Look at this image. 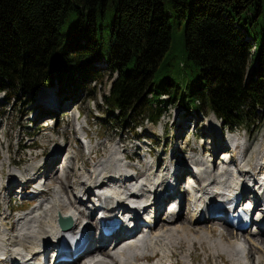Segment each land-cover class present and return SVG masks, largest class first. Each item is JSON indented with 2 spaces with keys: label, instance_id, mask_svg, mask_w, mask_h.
Here are the masks:
<instances>
[{
  "label": "trees",
  "instance_id": "16d2710c",
  "mask_svg": "<svg viewBox=\"0 0 264 264\" xmlns=\"http://www.w3.org/2000/svg\"><path fill=\"white\" fill-rule=\"evenodd\" d=\"M108 10L105 50L99 22ZM248 60L257 63L249 73ZM101 62L116 73L104 95L108 112L118 109L124 122L156 123L176 105L251 130L264 116V0H0L7 99L8 89L85 87L103 78Z\"/></svg>",
  "mask_w": 264,
  "mask_h": 264
},
{
  "label": "bare ground",
  "instance_id": "6f19581e",
  "mask_svg": "<svg viewBox=\"0 0 264 264\" xmlns=\"http://www.w3.org/2000/svg\"><path fill=\"white\" fill-rule=\"evenodd\" d=\"M56 103H58L57 106ZM61 106L64 104L56 99L50 111L55 110L53 113L57 114L61 109L58 108ZM186 127L184 126L183 130ZM241 139V137L235 136L233 138L230 135L229 143L232 146L233 142H236V147L233 150L232 162L229 164H221L211 169L204 156L197 157V154L192 157V160L197 164L201 183L196 186L192 184L186 186L190 193L188 203L190 213L183 215L180 212L175 213L174 210L172 212L164 210L160 214L159 211V217L155 214L156 228L141 237L128 239L121 245L113 246L108 240H99V231L95 229L93 236L91 235L90 243L84 251V254H87L81 259H77V262L75 260V264H195L198 255L195 257L194 251L197 246L201 249L202 254L209 256L204 264H255V260L258 264H264V230H256L252 227L236 230L219 220L206 216L207 209L205 207L208 201H213L217 196L234 194L238 189L246 187L247 182L242 179L243 175H262L264 172V146L261 145V151L253 156V161H250V164H246L244 155H240ZM117 145L121 146L119 142L109 146L108 155L105 159L100 162H93L95 165L92 171L88 169V172H85L81 165H76V178L72 183H69L68 179L71 174L70 170L73 169L77 160V155L76 151L70 147L71 145L67 148L65 157L67 155L73 156L72 163L65 168L62 167L59 172V167L57 169L55 164L59 160L60 150L53 148L50 155L44 158L41 164H28L24 169L8 166L10 174L8 180L3 179L0 174V191L3 192L4 187L10 181L13 183L18 180L17 170L19 169V171L26 172V175H30L32 172V177L26 180L25 185L32 182L37 173H44L46 188L39 187L42 188L38 196L40 202L30 212L16 214L15 228L11 229L7 224H0L3 226L2 233H4L0 235L3 236L1 239L6 237L8 245H11L9 241L12 238L20 239L19 246L14 248L11 255L16 264H40V262L29 261L32 259L30 255L35 254L42 241L52 242L60 236L56 222L59 215H69L72 218L73 232L80 231L85 227L83 220L86 216L84 212L78 210L69 197L79 195L82 189L86 191L90 186L92 190L102 189L108 205L117 202L124 203L125 206L127 201H131L134 207L141 211L152 196L156 197L158 190L168 188L169 185L165 182V173H162V170L157 171V169L154 173L152 170L154 167L150 160L146 159L144 165L133 162V166L136 168H128L122 160V156L115 152ZM212 145L214 143H211ZM220 146L218 144L216 148ZM85 147L87 149L86 155H88L91 145L87 144ZM214 147L215 145L211 148L214 149ZM122 153L124 154V147ZM88 157L91 156L88 155ZM5 159L8 162L10 158L6 156ZM151 159H153L152 156ZM66 161L68 158L64 159V162ZM176 164L178 165L179 162ZM229 166H233V168H229ZM239 166L243 168L238 171ZM54 169H56L57 175H54ZM134 173L138 177L127 180V185H116V181L112 177L113 174L128 177ZM56 177H58V181L53 182ZM98 182H101L100 185L97 184ZM36 185H40V182ZM6 203L7 205L0 211H3L2 215H5V218H10L12 213L9 212L11 208L9 200ZM146 211L144 220L152 221L154 217L152 209ZM86 219L90 226L95 224L94 217L87 216ZM182 219L185 221L180 223ZM258 223L254 225H258ZM209 224L215 226H207ZM9 229L12 233L7 235ZM4 242L0 240V255H3L4 251L8 249ZM24 247H27L26 253L22 252ZM148 253L155 257L150 259L147 256ZM40 258L41 256L39 260ZM25 261L29 262L26 263ZM0 264H2L1 261Z\"/></svg>",
  "mask_w": 264,
  "mask_h": 264
},
{
  "label": "rangeland",
  "instance_id": "374dc122",
  "mask_svg": "<svg viewBox=\"0 0 264 264\" xmlns=\"http://www.w3.org/2000/svg\"><path fill=\"white\" fill-rule=\"evenodd\" d=\"M112 19L113 12L111 10H108L106 12V17L103 22H99L102 25V44L105 50H109L110 48L108 30ZM75 21L76 19L73 20L72 17L68 18V20L63 25L62 30L64 32H68L69 30H71V25ZM179 52V50L176 51L177 54H179ZM179 57L181 58V56ZM250 61L251 60H248V66L246 71L247 73L251 71V66L254 63H251ZM256 64L257 63H254V65ZM96 68L100 69V73L101 75H103V78L99 79L96 83L92 81L85 87L77 89V91L79 92L76 93V97H74L75 101L73 102L75 103V106H79L81 111H83V117H81L78 122L82 125L87 126L90 129V132L88 134L90 137L91 135L93 136L95 140L94 144H96L98 141H103L104 138L107 139V136H109L108 144L111 147V145H114L116 142H119V144H121V141L117 140L118 137L122 139L123 137H127L128 139L125 141V144L121 146L125 147L128 153H133L137 152V150L132 148L133 142L141 138V140L147 142L150 145L151 155L153 158L152 166L156 167L158 165L160 166L161 170H163L165 166L166 168H168V164H171L173 162H180L183 155L188 159V156L194 155V153L198 154L197 157L204 156L208 162V165H215V162H218V159H216L218 156L214 157L211 155V143L213 137H215L213 136V134H215V130L209 125H205L207 124L208 118L209 122L212 123L213 121L211 113H209L206 108L199 109V111L197 109H189V112H186V109H184L183 107L171 105L167 107L166 112L157 124L152 125L149 124V122L145 123L144 121H142L141 128L138 126L139 123L136 122H140L143 118L138 120L137 117L134 116L130 119H127L128 123L124 124V121L121 118L122 115L119 111H115L113 114L106 116L108 123H102L100 116L102 115L103 109H105L103 106L106 104L104 100V95H108L109 93V90L114 81L115 72L111 74V70L107 69V65L104 62L97 63ZM60 89H63V87L58 85L54 86L51 90L55 92L60 91ZM40 91L41 90L35 93L27 92L25 94L15 95L13 93V90L11 91L10 89H8V92L10 93H8L7 100H5L7 96H3V93H0V173L3 174L2 176L6 180H8L7 178L8 176H10L8 166V176L5 175L6 156H9L10 164H14L15 162L19 163V159H22L21 162L23 163V167L21 169H24L28 164H41L44 158H47L53 150V148L51 150H48L49 148L47 146L54 145L56 140V144L58 145L62 142L63 136H66L67 138L65 137L64 139L66 141V145H68V148L70 143L75 140V135L76 137L77 135H79V131L75 130L69 132L67 128H65V122H60L62 121L61 115L56 120L55 117H52V119L45 121L49 124L51 123V126L55 127L53 133L48 132L49 136H47V131H45V129L39 130L37 126H40V124L32 122L31 119L36 116V121H41L39 119L42 118V115L39 112L38 115H36L38 109L33 108L34 101L39 97ZM56 99L58 98L54 97V103L56 102ZM61 107H59L58 109H60ZM69 108L70 106L67 105L65 109L68 110ZM43 109H45V111H48L50 108L44 107ZM63 110L64 109L61 108L57 112V115H59ZM73 112L75 114V110H73ZM205 114L207 115L206 117H204ZM194 118L197 119L196 127H193ZM187 119L190 120V124L186 122ZM55 122L56 126L58 125V127L54 125ZM134 125H136L135 133L132 132V128ZM184 126L187 127L183 130ZM64 128L67 131L64 135H62L60 132H62ZM237 134L241 137H244L248 141V150L245 152V162L250 163V161L252 162L251 158L255 154H257L258 151H261V145L264 146V117L262 118L260 123L251 130L245 131L237 127L234 128L233 133L227 132L225 133V136H229L230 138L231 135V137L235 138ZM99 138L101 139L99 140ZM31 141H34L36 144V148L32 151L31 149L27 148L26 145ZM191 150L197 151H194V153H192ZM40 151L42 154L41 156L37 154L33 155L34 153H38ZM108 151L109 148L103 154L104 151L102 150V153H98L96 157L94 156V154H92L93 159L90 160L91 157L89 158L88 155L83 152V150H78L79 163L82 162L87 167V169L89 168L92 171L95 165L93 164V162H100L101 160L105 159L108 155ZM134 154L136 155V153ZM133 160L137 163V161H135V158ZM57 164L58 163L56 162L55 165L58 169L59 166ZM76 165H80L78 164L77 160L75 161L73 169L70 170L71 174L69 173V183H72L74 178H76ZM166 171L167 169H165L163 173H165ZM56 172V169H54V175H57ZM56 181H58V177H56V180H53V182ZM8 200L9 199H6L5 197L2 198L0 194V210H3V208L7 205L6 202ZM9 203L11 207L14 206L15 209L22 208L25 209V211L30 210L31 208L33 209V207L37 205H34L32 203L30 205H23L21 207H18L14 205L12 201H10ZM184 221L185 219H182L180 223ZM10 222H12V220H10ZM207 226L214 227L215 225L209 224ZM1 237L3 236H0V240L2 242L5 241L4 243L7 248L8 245L6 237L3 239H1ZM200 250L201 249L197 247L196 251L194 252V256L196 257V255H198V257H196L198 264H204V262H206L209 256L208 254H201L202 252L200 253Z\"/></svg>",
  "mask_w": 264,
  "mask_h": 264
}]
</instances>
